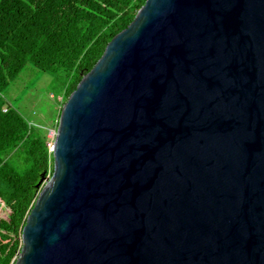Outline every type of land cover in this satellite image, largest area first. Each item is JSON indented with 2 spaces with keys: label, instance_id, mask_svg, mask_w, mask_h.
<instances>
[{
  "label": "water",
  "instance_id": "water-1",
  "mask_svg": "<svg viewBox=\"0 0 264 264\" xmlns=\"http://www.w3.org/2000/svg\"><path fill=\"white\" fill-rule=\"evenodd\" d=\"M52 161L14 264H264V0H145Z\"/></svg>",
  "mask_w": 264,
  "mask_h": 264
},
{
  "label": "trees",
  "instance_id": "trees-1",
  "mask_svg": "<svg viewBox=\"0 0 264 264\" xmlns=\"http://www.w3.org/2000/svg\"><path fill=\"white\" fill-rule=\"evenodd\" d=\"M145 0H0V264H14L40 179L52 173V138L4 98L27 62L61 72V106L108 41ZM41 186V184H40Z\"/></svg>",
  "mask_w": 264,
  "mask_h": 264
},
{
  "label": "rangeland",
  "instance_id": "rangeland-1",
  "mask_svg": "<svg viewBox=\"0 0 264 264\" xmlns=\"http://www.w3.org/2000/svg\"><path fill=\"white\" fill-rule=\"evenodd\" d=\"M60 75L61 72H42L27 62L3 93L6 102L17 108L29 123L46 127L50 138L56 129L51 122L60 107L57 96L61 84L56 82Z\"/></svg>",
  "mask_w": 264,
  "mask_h": 264
}]
</instances>
